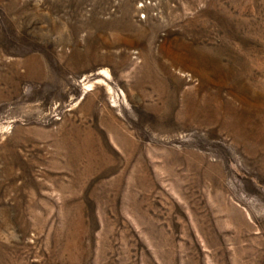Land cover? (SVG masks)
I'll return each instance as SVG.
<instances>
[{"label":"rangeland","instance_id":"1","mask_svg":"<svg viewBox=\"0 0 264 264\" xmlns=\"http://www.w3.org/2000/svg\"><path fill=\"white\" fill-rule=\"evenodd\" d=\"M0 264H264V0H0Z\"/></svg>","mask_w":264,"mask_h":264}]
</instances>
